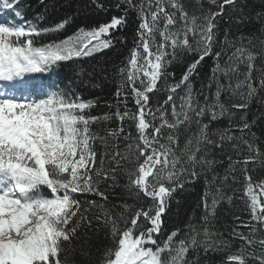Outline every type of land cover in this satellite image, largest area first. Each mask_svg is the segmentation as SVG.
I'll list each match as a JSON object with an SVG mask.
<instances>
[{
    "label": "snow or ice",
    "instance_id": "6c2138e0",
    "mask_svg": "<svg viewBox=\"0 0 264 264\" xmlns=\"http://www.w3.org/2000/svg\"><path fill=\"white\" fill-rule=\"evenodd\" d=\"M208 3L217 10L201 5L190 15L181 0H90L97 12L116 9L121 14L81 27L63 40L43 43L40 40L65 29L71 17L40 27L43 16L38 14L36 22L25 20L20 0H0V264H67L61 253L75 251L74 243H86L89 230H104L110 239L99 264H199V249L206 255L230 247L231 241L218 238L211 224L222 202L232 204L240 191L232 185L240 183L241 176V198L250 219L232 228L230 236L239 239L242 247L227 257L226 264H247L248 257L254 264H264V238H256L264 232V180L253 183L248 169L250 163L264 165L259 159L264 154L244 137L256 121L240 116L235 128L241 135L228 134L235 112H246L264 90V63L256 64L258 59L264 61V39L255 34L230 38L231 28L226 27L218 41L226 8L240 16L229 15L225 23L255 21L264 35V0L251 17L244 12L247 0H239V7L238 0ZM131 11L136 13L133 46L118 69L116 104H109L115 112L91 115L98 99L85 100L71 83L61 88L50 78L34 75L53 74L62 62L126 46L127 36L116 33L128 27ZM5 12L16 19L4 20ZM186 55L195 58L176 80L168 69ZM206 59L212 61L207 87L215 86L211 102L204 95L205 85L197 91L192 82ZM162 91L166 98L153 105L151 96ZM224 94L230 100L238 97L239 102L226 108ZM129 100L134 109L128 108ZM225 116L230 127L209 132L211 124ZM113 120L118 126L104 128L103 135L92 131L93 126ZM125 122H130L134 134L125 131ZM182 137L186 139L181 147ZM226 140L246 144L255 158L229 156L228 168L220 176L213 172L218 161L209 156ZM98 143L103 152L97 151ZM232 147L239 157V145ZM121 176L126 177L123 188L135 203L109 208L107 190L118 186ZM202 176L205 188L197 202L202 208L200 223H192L190 217L183 230L166 233L163 217L172 200ZM101 184L107 189L101 190ZM229 190L232 195H227ZM89 195L104 203L78 198ZM117 208L122 211H113ZM182 231L183 238L177 239ZM246 249H252L247 257ZM190 251L197 252L196 259L187 258ZM82 254L90 255L83 250Z\"/></svg>",
    "mask_w": 264,
    "mask_h": 264
},
{
    "label": "trees",
    "instance_id": "16d2710c",
    "mask_svg": "<svg viewBox=\"0 0 264 264\" xmlns=\"http://www.w3.org/2000/svg\"><path fill=\"white\" fill-rule=\"evenodd\" d=\"M108 3H113L114 0H107ZM139 0H137V3ZM184 5V8L191 15L202 5L204 9H211L216 11L214 5H210L205 0H181ZM239 7V0H238ZM261 0H247L244 12L247 16H253L257 11L261 10ZM20 8L24 10V15L27 19H32L35 21V17L40 14L43 16V20L39 21L40 27H49L55 23L71 17L70 22L67 24L65 29L61 30L59 33L51 34L46 38L40 40V42L46 43L52 39L63 40L66 37L75 33L79 28H90L99 23L106 22L111 18L112 15L121 14L116 9H112L108 13L97 12L94 10V6L90 4V0H21ZM197 14H199L197 12ZM232 15L234 17H239L240 12H232L230 8L225 9L224 19L220 20V32L218 36V41H222L224 38V28L230 27V38H235L240 34L249 35L255 34L259 39H264V35L259 33L260 25L253 21L251 23L236 24L232 23L228 25L225 23L227 17ZM136 18L135 11L129 13V25L126 29L122 30L121 33H116V35L124 34L127 36V45L112 47L110 49L104 50L100 53L94 54L90 57H85L77 59L74 61H69L63 64L61 67V77L63 80H68L71 82L76 90L80 93L81 96L85 99H98V104L89 110L91 115L102 116L108 112H115V108H109V104H116L115 91L119 83L118 69L121 66V62L125 59L128 54V49L131 48L132 38L134 35L135 24L133 21ZM259 39L254 40L256 49L259 50L260 44ZM195 57L192 55H186L180 62L172 64L168 71L175 74V79L179 80L180 76L183 74V71L187 67V64L190 63ZM264 63L262 60H257V66H261ZM212 61L211 59H206L205 62L200 66L198 76L192 78V82L195 90L199 91L201 84L205 85L204 95H209L211 102V93L215 92V86L209 90L208 77L211 75ZM243 70V69H242ZM255 75L259 76V73ZM242 78V77H241ZM173 81L170 79L169 83ZM68 84V82H66ZM235 84V80L233 81ZM161 88H163V82H161ZM182 91L178 94L181 95ZM204 95L199 96V101L203 103ZM166 98V93L163 91L151 96L152 104L155 105L157 101L161 103ZM222 102L225 103L226 108H231L232 103L239 102V98L229 99L228 94L221 96ZM264 90H261L257 94V98H254L251 102L248 110L246 112L236 111L235 116L233 117V126L229 131V135L240 136L241 133L236 130L235 125L240 123V116H246L248 122L253 120L256 123L252 126L250 133L245 132L244 137L249 143H252L254 149L258 148L262 154H264ZM179 103V100H177ZM170 107V106H169ZM128 108L134 109L133 102L128 101ZM123 110V106H121ZM207 123V118L204 120ZM117 121H108L102 124L93 126L92 131H100L103 135L104 128H115L118 126ZM125 131H132L134 134V129L130 126V122H125ZM229 119L227 116L220 118L217 121H214L211 124L209 132H212L216 129L224 130L228 129ZM251 133H255L253 138ZM218 139V137H215ZM184 139L182 137L180 141V146H183ZM233 144L239 145L240 155L237 156L236 151L233 150ZM124 143L121 141V148H123ZM98 152H103L104 148L99 143L96 145ZM231 156L233 160L241 159L245 157L253 156L255 158V152H249L246 144H243L241 141L232 140L225 141L222 149H213L212 154L209 156V159H215L218 163L215 165L213 172L220 176L225 174V170L228 168L229 160L228 157ZM259 159L264 160V156ZM249 175H251L253 183H259L261 180H264V165H261L259 162L256 164H249ZM239 175V173H238ZM211 174H209V178ZM110 183V182H109ZM126 183V177H119V184L115 188L107 190L109 197L108 207L111 208V205L122 204L127 202L129 204L135 203L134 199L128 196V193L123 188V185ZM233 188H239L240 191L236 194L232 204H229L227 201H224L219 206L217 216L215 220L212 221L211 231L220 234V237L230 240L231 244L226 250L221 252H208L206 255L203 252V249H199V264H226L227 257L229 255L235 254L242 247V242L239 239H234L230 236L232 228L236 225L241 224V222H246L250 219V213L246 208L245 199H242L243 196V177L241 176L240 183L232 185ZM204 177L202 176L198 182L195 184L188 185L187 191L183 193H177L175 198L172 200L170 208L164 219V229L165 232H171L176 228L184 229L185 225L189 223V218L191 217L192 223L199 224L200 217L202 215V208H197V202L200 199V196L204 192ZM107 184H101V190H106ZM227 195H232V192L229 190ZM79 199H96L100 203L99 198L94 196L80 197ZM179 200L180 203L177 204L176 201ZM93 211H98V209H93ZM113 211H122V209H113ZM234 217H239V220H234ZM96 222H93V228H95ZM238 231L247 233L249 231L246 227H238ZM83 232V230H82ZM183 238V231L177 239ZM257 239L264 238V232H259L257 234ZM87 242L83 240L78 244L74 243L75 251L71 253H61L60 258L67 261V264H99V261L103 257L105 248L110 246V239L106 237L105 231L101 230L99 233H94L89 230L88 237L86 238ZM82 250L89 252L90 255L86 256L82 254ZM252 251V249H246L244 255L247 257V252ZM257 254L260 253L259 247L255 249ZM197 252L190 251L187 258L189 260L196 259ZM247 264H254V261L251 257L247 258Z\"/></svg>",
    "mask_w": 264,
    "mask_h": 264
},
{
    "label": "rangeland",
    "instance_id": "374dc122",
    "mask_svg": "<svg viewBox=\"0 0 264 264\" xmlns=\"http://www.w3.org/2000/svg\"><path fill=\"white\" fill-rule=\"evenodd\" d=\"M205 2H208V0H205ZM3 19H4V20H7L8 18H5V17H4V14H3Z\"/></svg>",
    "mask_w": 264,
    "mask_h": 264
}]
</instances>
